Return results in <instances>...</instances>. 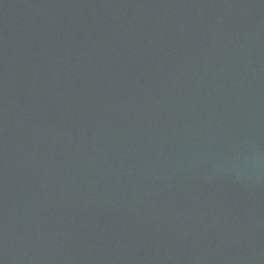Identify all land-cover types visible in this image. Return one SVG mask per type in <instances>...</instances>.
Instances as JSON below:
<instances>
[{"label": "water", "instance_id": "1", "mask_svg": "<svg viewBox=\"0 0 264 264\" xmlns=\"http://www.w3.org/2000/svg\"><path fill=\"white\" fill-rule=\"evenodd\" d=\"M0 264H264V0H0Z\"/></svg>", "mask_w": 264, "mask_h": 264}]
</instances>
